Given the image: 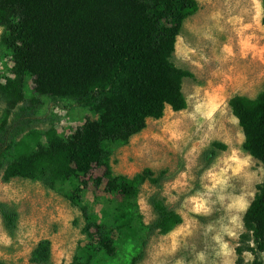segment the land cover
<instances>
[{"label":"trees","instance_id":"16d2710c","mask_svg":"<svg viewBox=\"0 0 264 264\" xmlns=\"http://www.w3.org/2000/svg\"><path fill=\"white\" fill-rule=\"evenodd\" d=\"M197 0H0L2 44L14 61V77L0 83L5 104L0 117V176L3 182L28 179L54 190L69 185L68 198L81 209L89 243L79 247L72 264H97L103 254H116L108 228L84 202L91 176L124 204L113 229L135 236L139 219L136 199L149 183L162 187L163 177L150 170L133 177L116 175L111 165L113 146L127 144L149 120H160L167 107L186 109L183 80L190 73L177 68L172 57L184 22L197 13ZM264 25V1L263 19ZM33 80L35 97L26 100L24 81ZM73 100L98 115L65 140L49 130L45 141L33 146L18 142L32 125L41 98ZM233 115L244 133L243 148L264 167V89L256 99L235 96ZM157 214L148 235H167L182 224L180 214L157 194L150 197ZM5 230L13 234L19 212L0 202ZM142 250L129 264H141ZM237 264L245 255L252 264H264V179L243 217V232L236 247ZM33 264H51L52 242L40 241Z\"/></svg>","mask_w":264,"mask_h":264},{"label":"rangeland","instance_id":"374dc122","mask_svg":"<svg viewBox=\"0 0 264 264\" xmlns=\"http://www.w3.org/2000/svg\"><path fill=\"white\" fill-rule=\"evenodd\" d=\"M264 0H197L199 10L183 24L173 64L190 76L183 80L185 110L167 107L160 120L127 144L113 146L116 175L133 177L145 169L163 177L162 187L145 184L136 199L135 236L112 228L119 219L121 197L105 191L94 179L84 199L112 235L116 254H103L97 264H129L147 241L141 264H237L236 247L243 217L263 182L264 167L243 148L244 133L233 115L235 96L256 99L264 89ZM0 83L14 77V61L2 44ZM24 97H35L33 80L24 81ZM36 119L18 138L31 146L55 130L67 140L98 115L73 100L44 96ZM5 104L0 100V117ZM69 185L45 188L28 179L5 183L0 176V202L15 208L19 225L9 234L0 217V264H33L38 243L52 242L51 264H72L79 247L89 243L81 209L68 198ZM157 194L181 215L183 222L167 235H148L157 220L150 197ZM264 259V254L261 255ZM253 256L245 255L244 264Z\"/></svg>","mask_w":264,"mask_h":264}]
</instances>
